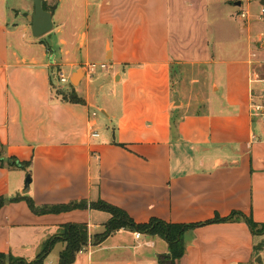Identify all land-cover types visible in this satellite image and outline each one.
Returning <instances> with one entry per match:
<instances>
[{
  "label": "crops",
  "instance_id": "crops-1",
  "mask_svg": "<svg viewBox=\"0 0 264 264\" xmlns=\"http://www.w3.org/2000/svg\"><path fill=\"white\" fill-rule=\"evenodd\" d=\"M17 2L0 0V150L31 168L0 165L1 199L104 201L139 224L235 212L264 224V119L254 110L264 95L261 0H44L55 8V37L33 41L22 22L32 1ZM92 63L107 70L91 77ZM64 70L70 86L85 72L63 90L83 104L57 94ZM111 218L90 208L37 215L9 202L0 254L34 261L63 226L86 225L91 240ZM263 239L242 220L204 225L175 264H250ZM65 248L56 242L45 264H58ZM168 254L161 238L123 229L90 241L75 264H159Z\"/></svg>",
  "mask_w": 264,
  "mask_h": 264
},
{
  "label": "trees",
  "instance_id": "trees-1",
  "mask_svg": "<svg viewBox=\"0 0 264 264\" xmlns=\"http://www.w3.org/2000/svg\"><path fill=\"white\" fill-rule=\"evenodd\" d=\"M261 4L264 5V0H261ZM44 8L47 11L53 12L55 8H50L44 3ZM71 88L73 86L71 85ZM57 94L62 98L64 102L73 104H83L84 100L81 99L75 90L70 92H64L58 89ZM2 150L3 148L0 147ZM0 150V165L4 166L5 162L11 168H23L29 170L31 163H21L15 158H4L3 152ZM31 173V172H29ZM28 181L31 184V175L29 174ZM25 201L31 211L37 215L46 214H60L78 209H96L108 212L112 218L106 225V229L102 234L95 235L91 240L89 237L88 227L86 225H74L69 224L61 228L59 235L48 242L44 250L37 256L34 261H27L25 259H18L5 254H0V264H45L46 258L51 253L53 246L58 241L66 242V248L60 254L58 264H75L79 253L89 244L93 247L99 246L104 243L111 235L115 232L127 229L133 232H139L153 237H159L164 240L169 247L171 258L166 261H161L159 264H175L176 261L180 260L185 252L187 246V235L192 233L198 227L218 223V222H233V221H244L252 235L257 237H264V224L256 223L251 217H247L240 212H235L228 218H219L212 221L199 224L191 225H180V224H169L158 219H152L149 223L139 224L136 223L125 211L112 206L104 201H98L91 203L90 205L86 201L72 202L67 205H56V206H37L33 199L29 196H19L11 200H5L0 198V209L2 206L9 202ZM264 251V239L261 243L254 246V253L259 255L260 252Z\"/></svg>",
  "mask_w": 264,
  "mask_h": 264
},
{
  "label": "water",
  "instance_id": "water-1",
  "mask_svg": "<svg viewBox=\"0 0 264 264\" xmlns=\"http://www.w3.org/2000/svg\"><path fill=\"white\" fill-rule=\"evenodd\" d=\"M33 2V11L31 13H22V16L27 20L31 26V32L34 38L39 39L51 33L54 30L53 13L45 10L44 0H31ZM84 71H79L71 80L74 87L79 85V80L84 76ZM30 181H26L25 191L23 194L29 192ZM168 254L164 258H170Z\"/></svg>",
  "mask_w": 264,
  "mask_h": 264
},
{
  "label": "rangeland",
  "instance_id": "rangeland-1",
  "mask_svg": "<svg viewBox=\"0 0 264 264\" xmlns=\"http://www.w3.org/2000/svg\"><path fill=\"white\" fill-rule=\"evenodd\" d=\"M9 1H10V3H9L10 5L17 4V3H18L17 1H22L23 3L26 2V0H9ZM47 1H48V5H50L51 7L54 6V5L56 4V2H57V0H47ZM32 6H33V2H31V9H32ZM258 10L260 11L261 8H258ZM59 17H60V16L58 15V17L55 19V21H56V27L58 26V19H59ZM23 21H24V17H22V22H23ZM53 33H54V31H52L51 33L45 35V36H44L45 39H50L51 37L54 38L55 36H54ZM26 37H27V38H26L27 40H31V41H33V39H35L33 36L30 35L29 32H27ZM98 64H99V63H98ZM64 75H65V76L67 77V79L69 80V78H70V76H71V72L68 71V70H64ZM260 78H261V80H264V66H263V68L261 69ZM84 83H85V82H84ZM83 86H84V84H83ZM83 86H82V87H83ZM56 87H57L58 89H60V90H64V89H65L66 91H69L68 89L71 88L70 84H67V85H60V84H58V83H57ZM82 87H81V89H82ZM260 103H261V104H264V95H263V97H262ZM100 110H101V109H100ZM96 112H97V114L99 115L100 118L104 116L99 110H97ZM250 264H264V251H263L261 254L255 256V258L253 259V261H252Z\"/></svg>",
  "mask_w": 264,
  "mask_h": 264
},
{
  "label": "built area",
  "instance_id": "built-area-1",
  "mask_svg": "<svg viewBox=\"0 0 264 264\" xmlns=\"http://www.w3.org/2000/svg\"><path fill=\"white\" fill-rule=\"evenodd\" d=\"M243 17H245V15H242ZM99 70H107V65L106 64H89L87 66V73L89 76H94ZM60 78H59V84L60 85H67L69 84V80L67 79V77L63 74V73H59ZM254 110L255 113H257L256 115L261 116L264 119V104H257L254 106ZM94 117L97 116V112H95L93 114ZM94 137H99V135L97 133H95L93 135ZM136 237L139 238L140 234H136Z\"/></svg>",
  "mask_w": 264,
  "mask_h": 264
}]
</instances>
